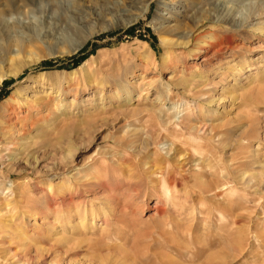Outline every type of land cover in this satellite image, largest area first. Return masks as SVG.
I'll return each instance as SVG.
<instances>
[{
	"label": "rangeland",
	"instance_id": "1",
	"mask_svg": "<svg viewBox=\"0 0 264 264\" xmlns=\"http://www.w3.org/2000/svg\"><path fill=\"white\" fill-rule=\"evenodd\" d=\"M50 1L0 17V264H264V0Z\"/></svg>",
	"mask_w": 264,
	"mask_h": 264
},
{
	"label": "bare ground",
	"instance_id": "2",
	"mask_svg": "<svg viewBox=\"0 0 264 264\" xmlns=\"http://www.w3.org/2000/svg\"><path fill=\"white\" fill-rule=\"evenodd\" d=\"M43 1L47 5H49V7L51 6L50 0H43ZM27 3H32V0H5L2 4L0 3V17H3L7 13H9V10H13L15 12L20 13L21 12L20 10L22 7L21 5L22 4L26 5ZM83 39H85V38H83ZM83 41L84 40H81L79 46L82 45ZM75 48H77V47H75ZM75 48H74V50H75ZM28 97L30 99H32V101L29 102V101H27V99H24L22 103L17 102L16 104H14V106H12V107L10 106L11 108L7 112V119H8V122L12 126H18L19 128L24 129L25 128L24 127L25 122L28 118L27 116L34 115V113L40 112L41 108L47 106L45 100H43L42 97L39 95L32 94V95H29ZM18 122H20V125L17 124ZM8 141H11V142H8L9 144H11L9 146H12V144H17V145L19 144V142L17 141V138H15V137H14V140L11 137V138H9ZM180 159H181V157H180ZM178 167H179V165H178ZM182 169H183V167H182ZM11 190H12V188H11ZM19 198L16 196V192L13 190L11 192V196H7V197L5 196L4 198L0 199V257L6 258V261L12 260L14 257L13 255L9 254V251H10L9 245L10 244L8 245V238L12 236V232L14 231V230L12 231L13 227L11 228V226H12L11 222L13 221V220H11V218H13V217H11V215L9 213L11 212L12 209L15 210L16 206H18L17 203L21 200ZM3 210L5 211L4 213H2ZM93 223L94 222L91 219V221H89V225H92ZM49 224L51 225V222ZM77 225L79 227L85 226V224L81 221ZM10 234H11V236H10ZM13 235H14V233H13ZM59 240H60V242H67L69 239L63 238V239H59Z\"/></svg>",
	"mask_w": 264,
	"mask_h": 264
},
{
	"label": "trees",
	"instance_id": "3",
	"mask_svg": "<svg viewBox=\"0 0 264 264\" xmlns=\"http://www.w3.org/2000/svg\"><path fill=\"white\" fill-rule=\"evenodd\" d=\"M84 56H85V55L80 54V55H78L77 57H74V58L72 59V60L74 61L73 64H74V65H77V63H78L79 61L83 60Z\"/></svg>",
	"mask_w": 264,
	"mask_h": 264
}]
</instances>
